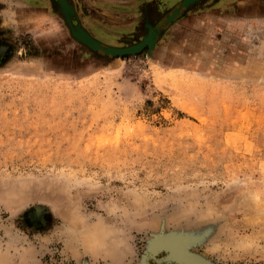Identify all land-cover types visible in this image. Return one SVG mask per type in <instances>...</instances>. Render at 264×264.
I'll return each mask as SVG.
<instances>
[{"label":"rangeland","instance_id":"rangeland-1","mask_svg":"<svg viewBox=\"0 0 264 264\" xmlns=\"http://www.w3.org/2000/svg\"><path fill=\"white\" fill-rule=\"evenodd\" d=\"M69 1L156 39L0 0V264H264V0Z\"/></svg>","mask_w":264,"mask_h":264},{"label":"bare ground","instance_id":"bare-ground-1","mask_svg":"<svg viewBox=\"0 0 264 264\" xmlns=\"http://www.w3.org/2000/svg\"><path fill=\"white\" fill-rule=\"evenodd\" d=\"M61 6V9L64 11V13L66 14V16L68 17L69 20V24L71 27V32L73 31L74 35L78 38L77 40H79V42H81L82 44L87 43L89 44V46H91L94 50H99L100 51H105L107 53H113V54H118L121 53L124 50H127L129 48H140L143 46V44H152L154 42V40L156 39V37L152 36L150 38L146 37L144 39V42H142V44L138 46H136L137 44H130L127 45L126 47H120V46H116V45H112V44H106L104 43L102 40H100L98 37H96L94 34H92L85 26H83L82 24H80L79 26H76L73 23L72 20V4L70 3L69 0H58ZM195 0H185L182 1L184 3H180L175 9L174 11L171 13L172 16L168 19V21H164V24H168L169 21L173 20L178 14L179 10H183L187 5L192 4ZM179 7V10H177ZM177 10V11H176ZM178 13V14H177ZM170 14V15H171ZM167 18V17H166ZM149 25V29H152V26L150 25V23H148ZM72 33V35H73ZM73 35V37H74ZM147 35V34H146ZM75 38V37H74ZM84 42V43H83ZM86 45V44H84ZM152 46V45H151ZM88 47V46H87ZM90 48V47H88ZM101 51V52H102ZM96 52V51H95ZM104 55V54H103ZM259 212V211H258ZM249 219V218H248ZM252 220V219H251ZM84 225V224H83ZM106 225V224H105ZM104 224H102V222H99L98 225H95L93 227V232L91 234V227L87 229L86 231V237L84 238L85 241V245L87 247L93 248V249H101L104 245L107 244V241L110 240V235L112 234V232L110 231V229H107V227ZM75 231V230H74ZM93 236H91V235ZM118 242V241H117ZM108 245V244H107ZM106 245V246H107ZM112 245V243H111ZM113 248H117L113 247ZM108 249V248H107ZM174 250V249H173ZM113 252V251H112ZM108 253V252H106ZM174 253V252H173ZM108 254H111V252L109 251ZM2 260V259H1ZM184 260V258H183ZM186 260V259H185ZM1 263V262H0Z\"/></svg>","mask_w":264,"mask_h":264},{"label":"water","instance_id":"water-1","mask_svg":"<svg viewBox=\"0 0 264 264\" xmlns=\"http://www.w3.org/2000/svg\"><path fill=\"white\" fill-rule=\"evenodd\" d=\"M196 1H198V0H195L194 2H196ZM184 2H185V0H184ZM184 2H182V3H184ZM193 2V3H194ZM192 3V4H193ZM192 4H189V5H187L185 8H187V7H189L190 5H192ZM62 12L64 13V11L62 10ZM73 12H74V9H73V6H72V14H73ZM65 14V13H64ZM179 15V14H178ZM177 15V16H178ZM65 16H66V14H65ZM176 16V17H177ZM175 17V18H176ZM174 18V19H175ZM66 19H67V22H68V25H69V27H70V24H69V20H68V17L66 16ZM172 21V20H171ZM170 21V22H171ZM80 24H78L77 26H79ZM71 28V27H70ZM72 33H73V31H72ZM73 35H74V33H73ZM74 37L76 38V39H78L75 35H74ZM146 38V37H145ZM79 41V40H78ZM144 42V41H143ZM84 43V42H83ZM84 44H86V46H88V47H90L89 49H91V50H93V51H96V52H101L100 51V49L99 50H94L91 46H89V44H87V43H84ZM140 44H142V41L141 42H139L136 46H138L139 47V45ZM154 46V44L151 46V44H143V46L142 47H140V48H138V49H136V48H129V49H127V50H124V51H122L121 53H118V54H113V53H107V52H105V51H102L101 53H103L104 55H106V56H109V57H117V56H128V55H132V54H138V53H140V52H142L144 49H146V48H148V49H151L152 47ZM169 241V240H168ZM171 241H172V239H171ZM180 241H182L183 243H184V239H182V240H180ZM174 242V241H173ZM172 242V243H173ZM170 243V242H169ZM155 246H159L158 248H160V251H162V250H164L165 252H168V245L166 246V247H164V246H162V245H156V243L153 245V246H151V248H150V251H152L153 252V249H154V247ZM157 248V249H158ZM152 249V250H151ZM185 252H186V250H185ZM186 253H188V252H186ZM189 254V253H188ZM191 255V254H190ZM194 257V256H193ZM194 258H196V257H194ZM148 259H149V261H148ZM196 259H199V258H196ZM150 260H154V259H150L149 257L147 258V256L145 257V259L143 260V264H145V263H147V264H150ZM199 260H201V259H199ZM156 261V260H155ZM158 262V261H157Z\"/></svg>","mask_w":264,"mask_h":264},{"label":"flooded vegetation","instance_id":"flooded-vegetation-1","mask_svg":"<svg viewBox=\"0 0 264 264\" xmlns=\"http://www.w3.org/2000/svg\"><path fill=\"white\" fill-rule=\"evenodd\" d=\"M182 11H183V10H182ZM182 11H181V12H182ZM172 12H173V11H172ZM181 12H180V13H181ZM167 17H168V16H167ZM148 23H150V25H151L152 27H154V28H160V32H161V29H163V26H165V24H162L163 26L161 25V26H157V27H155V26H153V25L151 24V22L148 21ZM148 30H149V28H148ZM159 35H160V33H159ZM158 37H159V36H158ZM157 39H158V38H157ZM140 42H141V41H140ZM138 43H139V42H138ZM133 44H134V43H133Z\"/></svg>","mask_w":264,"mask_h":264}]
</instances>
